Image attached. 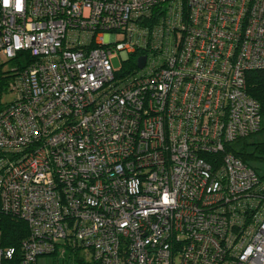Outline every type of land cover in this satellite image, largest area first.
Masks as SVG:
<instances>
[{
    "label": "built area",
    "instance_id": "obj_1",
    "mask_svg": "<svg viewBox=\"0 0 264 264\" xmlns=\"http://www.w3.org/2000/svg\"><path fill=\"white\" fill-rule=\"evenodd\" d=\"M19 52L0 211L28 227L21 264H264V180L229 147L261 126L264 0H0Z\"/></svg>",
    "mask_w": 264,
    "mask_h": 264
},
{
    "label": "trees",
    "instance_id": "obj_2",
    "mask_svg": "<svg viewBox=\"0 0 264 264\" xmlns=\"http://www.w3.org/2000/svg\"><path fill=\"white\" fill-rule=\"evenodd\" d=\"M158 8L159 6H155L152 9L153 10L151 14L152 21L156 19L157 16L156 10H158ZM21 55H23V53L19 52L16 58H14V60L15 59L18 60V57ZM133 60L134 58H131L130 63L134 65ZM18 66L22 67V63L20 62V60ZM3 74L4 73L0 74V82H2L1 80L4 78ZM1 84L2 83H0V92L2 89ZM246 86H247V92L252 97H254L260 104L262 121L259 131L264 130V68L247 72ZM248 137L241 138L239 140L246 141ZM229 147L238 158L243 160L251 167L253 166L248 162L249 159L256 158L258 160H264V141L255 143L254 150L251 153L247 152L245 148L237 151L232 147V145ZM254 169L256 170V168ZM256 172L258 176L264 180V177L261 176L257 170ZM27 238H28V227L26 223L16 217L10 216L0 211V248L3 249L14 248L15 250L14 257L11 260H2L1 264H21L22 261L21 245ZM73 256L75 257V260L77 262L78 261L77 254ZM55 258L61 260V257H55Z\"/></svg>",
    "mask_w": 264,
    "mask_h": 264
},
{
    "label": "rangeland",
    "instance_id": "obj_3",
    "mask_svg": "<svg viewBox=\"0 0 264 264\" xmlns=\"http://www.w3.org/2000/svg\"><path fill=\"white\" fill-rule=\"evenodd\" d=\"M21 61V60H20ZM113 66L116 69H120L123 62L119 60L117 56H114L112 58ZM19 65V60H10L5 57H0V74L1 73H8L13 71V69L17 68ZM15 94L11 92H1V101L8 102L14 99ZM264 141V130L258 131L248 137L246 141L239 140L232 143V147L239 151L243 148L247 150V152L251 153L254 150V144L257 142ZM256 170L258 173L264 177V160H258L256 158H251L248 161ZM36 264H79V262L75 260V257L68 254L65 257L61 258V260H58L55 257L52 256H41L37 258Z\"/></svg>",
    "mask_w": 264,
    "mask_h": 264
},
{
    "label": "water",
    "instance_id": "obj_4",
    "mask_svg": "<svg viewBox=\"0 0 264 264\" xmlns=\"http://www.w3.org/2000/svg\"><path fill=\"white\" fill-rule=\"evenodd\" d=\"M144 61H145V57L144 56L140 57L138 59V63H137L138 67H140V68L143 67Z\"/></svg>",
    "mask_w": 264,
    "mask_h": 264
}]
</instances>
